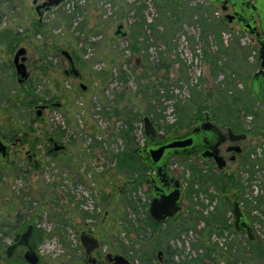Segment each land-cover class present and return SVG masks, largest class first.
I'll use <instances>...</instances> for the list:
<instances>
[{
    "label": "rangeland",
    "instance_id": "374dc122",
    "mask_svg": "<svg viewBox=\"0 0 264 264\" xmlns=\"http://www.w3.org/2000/svg\"><path fill=\"white\" fill-rule=\"evenodd\" d=\"M67 2L46 14L37 31L32 0H0V137L9 144L16 141L8 164L0 159V255L5 257L13 238L5 234L7 223L18 217L19 226L29 222L33 233H44L41 239H30L39 256L37 264H85L82 229L98 239L102 253H118V241L125 248L132 246L128 255L134 264H156V251L167 246L175 251L176 264H264V204L255 199H264V109L250 89L259 64L255 41L236 25L226 24L217 5L202 0H77V10L75 0ZM138 11L145 18L141 27ZM62 14L75 17L66 22ZM120 23L124 37L114 35ZM19 46L26 49L29 73L23 86L17 84L12 65ZM63 49L72 54L80 78L64 73L68 62L60 53ZM195 55L197 80L191 75ZM24 92L39 97L37 103L26 104ZM17 93L24 97L22 102ZM47 101L60 105L45 109L43 121H38L35 106ZM206 112L222 128L241 122L251 131L239 143L242 152L233 162L227 160L222 170L197 158L173 157L171 170L184 193L178 220L156 230L145 226L138 238L136 232L126 233L120 215L128 184L134 181V194L142 202L151 198L143 179L150 170L141 159L136 156L120 167L114 156L126 147V119L140 145L143 116L154 122L161 137L188 130ZM188 119L192 125H187ZM58 130L63 133L58 135ZM47 136L56 137L65 150L49 155ZM28 150L36 167L28 165ZM192 165L223 183L233 176L238 186L224 189L211 180L191 184ZM233 200L248 213L258 246H251L245 233H235ZM216 206L223 210L224 221L210 223L219 227V235L218 230L210 233L205 221ZM137 211L138 215L128 211L127 217L143 219V209ZM207 246L213 248L209 256L204 255ZM22 252L23 247L17 248L12 261L20 260ZM147 252L149 257L142 259Z\"/></svg>",
    "mask_w": 264,
    "mask_h": 264
},
{
    "label": "water",
    "instance_id": "95a60500",
    "mask_svg": "<svg viewBox=\"0 0 264 264\" xmlns=\"http://www.w3.org/2000/svg\"><path fill=\"white\" fill-rule=\"evenodd\" d=\"M62 0H56L53 3L48 2L49 6L58 5ZM217 1V0H209ZM262 17L264 20V7L262 9ZM241 27L244 30L254 33L255 27L251 22H244L241 20ZM123 24H118L114 35L117 37H124ZM259 41L258 58L259 67L254 72L251 81L250 89L259 103L263 104L264 109V41ZM25 49L20 47L13 57V65L16 70V77L18 84H24L27 80L28 73L24 65ZM61 54L66 58L69 68L68 73L73 77L79 76V71L74 63L73 57L67 50H61ZM21 56V57H20ZM20 57V58H19ZM84 89L85 86L82 85ZM44 106L40 105L35 110V118L38 121H43L42 110ZM210 115L206 112L202 122L183 133L169 135L165 138H157V130L154 122L148 117L143 116V144L138 148V154L143 158V163L153 171L149 177L151 184V199L148 205V213L155 224L165 223L167 221L176 220L181 213V199L183 196L179 180L172 177L168 170V161L171 156L179 155L190 157L194 154H199L203 160H212L218 169L225 166V161L219 155L218 146L223 142V132L212 122ZM228 135L231 140L238 139L230 129ZM51 141V151L62 152L65 150L63 144L57 143L53 138ZM236 152L240 151V147H234ZM9 146L0 139V158L3 163H8ZM231 213L234 218V228L238 231L243 230L247 234L248 239H252V229L247 221L245 214L242 212L239 202L234 201ZM33 231V225L29 224L27 228L19 235L17 242L10 244L6 248V255L10 256L18 244L26 247L24 258L30 264H36L39 257L35 249L29 244V238ZM80 242L84 246L87 256L90 252L98 246L96 237L86 233H80ZM109 260H113L112 264H132L127 258L121 254L108 253ZM91 264H96L95 258L89 259Z\"/></svg>",
    "mask_w": 264,
    "mask_h": 264
},
{
    "label": "flooded vegetation",
    "instance_id": "af4514ba",
    "mask_svg": "<svg viewBox=\"0 0 264 264\" xmlns=\"http://www.w3.org/2000/svg\"><path fill=\"white\" fill-rule=\"evenodd\" d=\"M54 1H56V0H32V4L34 5V10H35V12H36V15L38 16V20H37V24H39V25H42L43 23V17L44 16H46V14L48 15V14H50V13H52L54 10H57V9H59L61 6H63V5H65V4H67L68 3V5H69V2H67V0H62L58 5H56V6H53V5H51V6H49L47 3L48 2H51V3H53ZM76 1L77 0H75V4H74V6H75V8H76V10L78 9V7H77V5H76ZM202 1H204L206 4H211V5H217L218 6V9L220 10V12L222 13V19L224 20V22L226 23V24H234V25H236L242 32H244V33H246V34H248L249 36H250V38L251 39H253L254 41H255V43L258 45V49H259V47H260V45H259V41L258 40H263L264 41V20H263V17H262V9H263V7H264V0H217V1H209V0H202ZM59 12V11H58ZM74 13L76 14V12L74 11ZM70 15V14H69ZM63 17V16H62ZM75 16L72 14V18H74ZM71 18V19H72ZM241 20H243L244 22H251V23H253V25H254V27H255V30H254V33L255 34H253L252 32H249V31H246V30H244V28H242L241 27V24L240 23H242L241 22ZM20 47H23V46H19L17 49H16V51L20 48ZM24 49H25V47H23ZM63 50H65V49H63ZM15 51V52H16ZM15 52H14V55H15ZM60 53H61V51H60ZM71 54V53H70ZM14 55H13V57H14ZM62 55V54H61ZM72 55V54H71ZM24 56H25V60H24V65H25V67H26V64H25V61H26V49H25V54H24ZM63 56V55H62ZM21 57V56H20ZM19 57V58H20ZM64 57V56H63ZM73 57V56H72ZM13 60V59H12ZM73 60H74V58H73ZM67 61V60H66ZM74 63H75V61H74ZM12 65H13V62H12ZM76 65V64H75ZM258 67H259V64H258ZM13 68H14V65H13ZM68 68H69V64H68ZM258 69V68H257ZM14 70H15V68H14ZM26 71H27V67H26ZM68 71V69H66L65 71H64V73L66 74V75H70V76H72L70 73H68L67 72ZM79 71V70H78ZM27 73H28V71H27ZM15 78H16V82H17V77H16V70H15ZM28 78H29V73H28V77H27V80H28ZM74 78H80V72H79V76L78 77H74ZM27 80H26V82H27ZM25 82V83H26ZM25 83L24 84H18V82H17V84L19 85V86H23V85H25ZM80 87H81V89L82 90H84L83 88H82V84H80ZM255 97V96H254ZM262 104V103H261ZM40 105H43L44 106V108H43V110H42V114H43V111L45 110V109H49V108H51V107H59V103H53V101H47V102H45V103H43V104H37L36 106H35V110H36V108L38 107V106H40ZM263 105V104H262ZM35 113V112H34ZM206 114V113H205ZM205 114H204V116H205ZM210 115V114H209ZM210 117H211V115H210ZM37 119V118H36ZM204 119V118H203ZM203 119L202 120H200L197 124H199L200 122H202L203 121ZM38 120V119H37ZM212 122H214L216 125H217V127L223 132V135H224V138H223V142L218 146V149H219V155L220 156H222L223 157V159H224V161H225V166H226V164H227V160L228 161H234L235 159H236V156L237 155H239L241 152H242V148H241V146L239 145V143H241V142H244L247 138H248V136H249V133L250 132H248V131H245V129H244V126L242 125V123L241 122H239V123H237V122H235V123H233V124H230V125H228V126H225L224 128H222L214 119H210ZM197 124H195L194 126H196ZM194 126H192L191 128H193ZM191 128H189L188 130H190ZM231 130L235 135H238L239 136V138L238 139H235V140H231L230 138H229V135H228V130ZM188 130H186V131H188ZM185 132V131H184ZM181 133H183V132H181ZM176 134H178V133H176ZM170 135H173V134H170ZM167 136H169V135H167ZM167 136H164V137H158V135H157V138H159V139H161V138H165V137H167ZM51 138H53L57 143H59V144H61L57 139H56V137H52V136H47V142H48V145H49V147H48V149H47V152H48V154L49 155H51L52 153L54 154V153H56V152H53V151H51V147H52V145H51V141H50V139ZM0 139L5 143V144H7L8 146H9V151L11 150V148L16 144V141H13L11 144H9L7 141H5L4 139H2L1 137H0ZM143 141H144V137H143V140H142V143L139 145V147L143 144ZM240 147V151L239 152H236L235 150H234V147ZM9 151H8V154H9ZM58 153H60V152H58ZM137 155H138V157L141 159V161H142V163H143V158L138 154V150H137ZM33 154L32 153H30L29 152V150L26 152V157H27V160H28V165H29V167H36L37 166V162L35 161V159L33 158ZM173 157H181V158H184V159H189V160H191V159H193V158H197L200 162H202V163H206V164H209L210 166H215L216 167V165H215V163L212 161V160H210V161H206V160H203L202 158H201V156L199 155V154H194V155H192V156H190V157H184V156H179V155H173V156H171L170 157V159H169V161H168V170H169V173H170V175L172 176V177H174L175 179H177V180H179L175 175H174V173L172 172V170H171V167H172V164H171V159L173 158ZM1 159V158H0ZM8 164V163H7ZM147 166V165H146ZM193 167H192V169L193 168H199L198 166H196V165H192ZM224 166V167H225ZM148 167V169L150 170V174L148 175V180H149V177H150V175L153 173V171L149 168V166H147ZM223 167V168H224ZM217 168V167H216ZM222 168V169H223ZM218 169V168H217ZM222 169H218V170H222ZM179 182H180V185H181V189H182V184H181V181L179 180ZM149 186H150V192H151V184H150V181H149ZM182 193H183V189H182ZM152 196V195H151ZM183 197H184V193H183V196H182V199H183ZM151 199V198H150ZM182 199H181V202H182ZM150 201V200H149ZM234 201H238V200H233V202ZM233 202H232V205H233ZM239 202V201H238ZM148 205H149V202H148ZM239 205H240V208H241V210H242V212L245 214V217H246V219H247V221L249 222V224H250V226H251V229H252V225H251V221H250V218H249V216H248V213L247 212H245L243 209H242V207H241V204H240V202H239ZM231 208H232V206H231ZM181 210H182V205H181ZM232 214V213H231ZM180 215H181V213H180ZM179 215V216H180ZM233 216V215H232ZM179 218V217H178ZM178 218L176 219V220H178ZM176 220H174V221H167V222H165V223H168V222H175ZM233 221H234V218H233V220H232V226H233V229H234V231H235V233H245V231H243V230H240V231H238V230H236L235 228H234V223H233ZM165 223H161V225L162 224H165ZM230 224V225H231ZM29 224H27V226H28ZM31 225H33V224H31ZM224 225H226V224H224ZM228 226L227 227H224V228H229L230 226H229V224H227ZM27 226L25 227V229L27 228ZM25 229H23L21 232H19V234H18V237L17 238H12V241H11V243L10 244H12V243H15V242H17V240H18V238H19V235L25 230ZM33 231H34V225H33ZM33 231H32V234H33ZM81 232H86V233H88V234H90V235H92V236H94L89 230H86V229H82V231ZM80 232V233H81ZM32 234H31V236H30V238H29V244L34 248V246L32 245V243L30 242V239H31V237H32ZM246 234V233H245ZM252 234H253V230H252ZM79 236H80V234H79ZM95 237V236H94ZM246 238H247V240H249V241H252V239H253V237H252V239H248V237H247V234H246ZM79 240H80V238H79ZM98 240V239H97ZM98 243H99V241H98ZM9 244V245H10ZM9 245H7V246H9ZM7 246H6V248H7ZM80 246H81V248H82V256H81V258H82V261L85 263V264H91L90 263V261H89V259H92V258H95V260H96V264H112L113 263V260H109L108 259V257H107V254L108 253H111V252H108V251H106V252H104V253H102L100 250H99V246H100V243L98 244V246L96 247V248H94L91 252H90V255L89 256H87V254H86V252H85V249H84V246L81 244V242H80ZM19 247H23V252H22V254H21V256H20V260H18V261H12V255H14V251L17 249V248H19ZM6 248H5V250H4V255H5V257L3 256L2 257V255H0V264H30L28 261H26L25 260V258H24V252H25V250H26V247L24 246V245H22V244H18L17 246H16V248L14 249V251L12 252V254L10 255V256H7L6 255ZM35 249V248H34ZM36 251V250H35ZM37 253V252H36ZM111 254H121V255H123L125 258H127L132 264H134V262L127 256V255H125V254H123L122 252H118V253H111ZM38 255V254H37ZM39 257V256H38ZM155 258H156V264H164L165 263V260H166V255H165V250L164 249H162V250H160V249H158L157 251H156V254H155ZM39 261V260H38ZM18 262V263H17ZM38 263V262H37ZM36 263V264H37Z\"/></svg>",
    "mask_w": 264,
    "mask_h": 264
},
{
    "label": "trees",
    "instance_id": "16d2710c",
    "mask_svg": "<svg viewBox=\"0 0 264 264\" xmlns=\"http://www.w3.org/2000/svg\"><path fill=\"white\" fill-rule=\"evenodd\" d=\"M138 15H140L139 11L137 13ZM63 16L62 18L64 20H66V22H69L71 21L70 19L72 18V14H68V15H61ZM141 16V15H140ZM142 17V22L141 23H137V25H139V27H141L143 24H144V21H145V18L143 16ZM143 23V24H142ZM36 28H37V31L40 30V26L39 24L36 23ZM151 26V25H150ZM154 28V26H152ZM218 33V32H217ZM133 41L132 44H131V48L132 50H137L138 48L135 46L136 44V31L133 33ZM203 55L206 56V52H205V49H203ZM213 63V69L214 71L216 72L217 67H215V62L210 60ZM98 76H101V77H106L107 76V73H99ZM119 79L121 81H125V78L122 74H119ZM24 96H25V99L26 100V104H34V103H37V101L39 100V97H37L35 94H33V92H24ZM18 101L22 102V99L24 97L22 96H19V93H17V97ZM202 107H198L197 109V112H199L201 110ZM202 115H199V118H201ZM126 122L128 123V129L126 130V132L123 134V138L125 139V149L119 153H115L114 156L116 157L117 159V165H119L120 167L126 163H129L130 161H132V159L134 157H138L137 155V150L139 148V144L137 141H135V139L131 136V131H132V122L131 120H128L126 119ZM191 119H188V122H187V125H192L191 124ZM181 126V123H178L177 126ZM173 127V125H169L168 128H171ZM246 131V130H245ZM251 132V131H249ZM63 133V131H59L57 132L58 135H61ZM161 137H164V136H161ZM53 155V153L51 154ZM251 166H254V164H252ZM143 167L146 169H148V167L143 163ZM193 177H192V183L193 182H196V181H201V182H205L206 180H211V182L215 183V182H218L220 183L222 186V188L224 189H228V187H226L227 185L231 184L232 186L236 187L238 186V182L235 180V177L233 176H229V178L227 179L228 181L223 183L221 181V179L216 176L215 179L212 177V175H208V174H204L201 172V170L199 168H193ZM225 178V177H224ZM143 179H144V182L148 183L149 184V180H148V177L146 178L144 175H143ZM134 184V181H131V183H129V190L123 192V194L121 195V200H122V212H121V215H120V218L124 221V226H123V230L126 231V233H130V232H136L137 233V237L138 238V235L141 234L142 232L145 231V226H150L152 227V230H156V228L160 227L161 224H155L152 219L150 218L149 216V213H148V201H144L142 202L141 199L138 197V196H135L134 192L136 189L133 188V185ZM224 184V185H223ZM216 185V184H215ZM136 188V187H135ZM192 193V191H191ZM191 193H190V196L189 198L191 199ZM107 196H105L104 194L102 195V198H106ZM256 201L258 204H264V199L262 196H257L256 198ZM141 207L143 209V219L141 218H136L134 220H131L129 219L127 216L129 215V212L128 211H132L134 213H136L138 215V211H137V208ZM264 212V211H262ZM214 214H217V215H214ZM223 210L222 209H219L217 206L215 207V212L213 211L212 213H210L209 217L206 219L205 218V221H206V224L209 226V232L211 233L212 231L215 232L216 230H218L217 234L219 235L220 232H219V227H217L216 229L214 228L216 226V224L218 223H223L224 221V217H223ZM84 215L85 216H89V214L87 212H84ZM254 218V217H253ZM210 220H212L214 223H216L215 225H211L210 223ZM21 222V219L16 217V220L14 221L13 224H9L7 223V227H8V230L5 231V234L7 233H10L12 234V236L14 238H17L18 237V234H19V231L23 228V224H29V222L27 223H23L22 225L19 226ZM168 223H171V222H168ZM228 225H224L223 227H227ZM0 227H2V225H0ZM168 233V232H167ZM167 233H163L165 236H167ZM33 237L37 238V239H41L42 236L44 235V233L40 230V229H35V232L32 234ZM136 240H140V239H136ZM254 240V239H252ZM256 240V239H255ZM255 240L254 241H247L249 243H251V246H258L256 243H255ZM0 241H1V238H0ZM38 241V240H37ZM134 242H132V245H133ZM34 245V244H33ZM35 247V246H34ZM118 248H119V252H122L123 254L127 255L131 260H133L132 256L131 255H128V250H133V247L131 246L129 249L128 248H125V246L123 245V243H121L120 241H118ZM165 250V255H166V260H165V263L164 264H176L174 261H173V257L175 255V251L170 249L169 246L165 247L164 248ZM213 248L212 246H207L206 247V253L204 254L205 256H209L212 252ZM228 251H230V248L228 249ZM150 255V252H147V253H143V256L141 257L143 259V257H149ZM203 255V256H204ZM213 258V257H212Z\"/></svg>",
    "mask_w": 264,
    "mask_h": 264
},
{
    "label": "built area",
    "instance_id": "2783aa9c",
    "mask_svg": "<svg viewBox=\"0 0 264 264\" xmlns=\"http://www.w3.org/2000/svg\"><path fill=\"white\" fill-rule=\"evenodd\" d=\"M196 52L199 53V56H200V49H196ZM194 57H195V61H194L193 71L191 72V75L194 76L195 80H197V77L200 75V68L198 65L197 55H195ZM194 57L192 56V58H190V59L192 60ZM185 58L188 60L187 57H185ZM188 73L190 75L189 66H188ZM258 150H261V148H259Z\"/></svg>",
    "mask_w": 264,
    "mask_h": 264
}]
</instances>
